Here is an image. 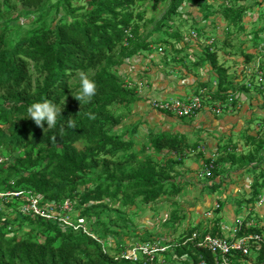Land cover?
<instances>
[{
  "label": "trees",
  "instance_id": "obj_1",
  "mask_svg": "<svg viewBox=\"0 0 264 264\" xmlns=\"http://www.w3.org/2000/svg\"><path fill=\"white\" fill-rule=\"evenodd\" d=\"M16 1L39 8L49 0ZM184 1L58 0L56 6L62 7L71 18L40 26L14 43L8 38V27L3 28L4 21H0V152L7 157L0 166V191L31 189L43 194L46 200H77L79 206H85L82 215L92 216L99 213L91 211L89 205L106 199L135 206L152 204L164 195L179 194L184 186L175 181L178 166L192 153L201 156L202 166L213 164L210 169L214 177L226 163L240 165L256 160L251 152L239 154L231 139L222 145L223 154L206 156L205 144L179 130L151 132L138 150L133 137L114 130L122 123L123 116L112 106L129 107L140 99L117 71L127 58L150 45L143 39L141 30L147 13V6H142L148 3L155 9L169 2L168 17L177 13ZM189 1L202 4L204 0ZM5 3L9 4L10 0H0V17ZM245 11L244 4L228 5L223 16L229 23L239 24ZM205 53L204 59L217 73L212 97L226 100L231 90L236 89L229 66L219 61L212 46H208ZM244 55L247 60L253 58L251 53ZM90 71L94 72L89 79L97 84V92L91 103L81 106L74 98L80 90V80L72 79L79 72ZM207 85V82L202 83V86ZM241 88L250 89L247 84ZM196 94L201 95L198 90ZM45 100L62 107V111L56 128L47 129L45 121L44 131L27 117V109L32 103ZM69 116L74 120V127L65 123ZM61 126L64 127L62 133ZM136 130L133 128L134 132ZM246 137L253 144L259 138ZM260 177L253 183L254 196L250 202L260 195L264 171ZM0 200L21 204L17 198ZM23 216L38 227L35 236L9 235L10 222L2 220L0 214V264H142L120 257L122 246L117 247L118 254H110L99 240L82 228L63 226L58 221L24 212ZM179 218L175 210L172 219ZM248 219L246 215L241 220L239 235L264 234V218L252 226H247ZM108 231L106 229L99 237L106 238ZM196 231L200 235L208 231L223 235L219 220H215L211 228H202L201 222L189 226L172 242L174 257L181 264H191V261L218 264L216 254L199 245V236L193 237ZM258 259L264 262L263 249L259 250Z\"/></svg>",
  "mask_w": 264,
  "mask_h": 264
},
{
  "label": "rangeland",
  "instance_id": "obj_2",
  "mask_svg": "<svg viewBox=\"0 0 264 264\" xmlns=\"http://www.w3.org/2000/svg\"><path fill=\"white\" fill-rule=\"evenodd\" d=\"M57 1L49 0L39 8L16 0L5 3L0 21H4L3 28L9 29V40L14 43L40 26H51L59 19L71 18L62 7L56 6ZM241 4L246 6L243 21L229 23L223 10L228 5ZM145 6L147 13L141 30L143 39L150 45L127 58L117 71L140 99L129 107L112 106L123 116L122 123L114 130L133 137L136 150L151 132L184 131L192 140L198 138L205 144L206 156L223 154L222 145L231 139L239 154L251 152L256 160L240 165L226 163L220 166L221 173L214 177L211 170L204 172L201 156L192 153L178 166L179 173L175 176L176 183L184 186L183 190L177 195H164L148 205L125 206L120 200L106 199L89 205L90 210L99 215L83 216L85 206H79L74 200L72 220L84 224L97 237L109 230L107 237L102 239L107 252L114 255L119 252L118 246L123 248L140 241L172 243L181 231L199 222L203 228L215 220L222 224L226 217L227 224L222 226L231 228L246 215L256 222L264 218V209L262 213L254 208L259 197L249 201L254 196L253 183L264 171V90L260 81L261 73L264 77V0H204L202 4L185 0L179 11L168 17L169 2L155 9L148 3L142 7ZM227 40L230 41L227 43ZM208 46H212L220 62L229 66L230 77L236 83V89L231 90L226 100L212 97L217 73L204 59ZM247 52L253 55L251 60L244 55ZM93 73L90 71L86 75L89 77ZM72 80L79 81V75ZM205 82L208 85L202 86ZM243 84L250 89L243 90ZM197 90L203 98V108L191 117L162 114L154 107L155 100L196 94ZM172 118L177 120L174 122ZM194 122L199 126L183 128ZM133 128H137L136 132ZM247 135H256L262 143H249ZM260 190L262 193L264 186ZM218 202L221 207L216 208ZM175 210L180 216L177 221L172 219ZM0 214L2 220L10 222L12 232L9 235H36L38 227L28 222L20 206L0 200ZM258 254L259 249L254 246L243 264H264L260 263ZM158 261L159 264H181L172 248L158 255Z\"/></svg>",
  "mask_w": 264,
  "mask_h": 264
},
{
  "label": "built area",
  "instance_id": "obj_3",
  "mask_svg": "<svg viewBox=\"0 0 264 264\" xmlns=\"http://www.w3.org/2000/svg\"><path fill=\"white\" fill-rule=\"evenodd\" d=\"M196 36V33H194ZM260 81L263 83L264 77L261 73ZM154 107L162 112L171 113L180 117H191L203 108V98L198 94H188L176 98H164L154 101ZM7 160V157L0 152V166ZM213 167L211 163L204 167V172H210ZM0 198H6L11 201L12 198L21 200L20 208L24 213L40 216L46 219L60 222L63 226H72L75 229L82 228L86 233L99 240L105 251V241L88 231L84 224H76L72 220L73 201L70 199L58 202L55 200H46L41 193H36L31 189H10L0 191ZM264 203V190L259 195L258 204ZM221 204L216 203V208ZM242 220V219H241ZM240 224L231 228L225 225L227 233L224 235L213 234L211 231L200 235L198 231L193 233V237L199 236V245L205 246L216 254L218 264H243L250 256L251 250L256 246L259 250H264V234L252 232L239 235ZM247 226L256 225L257 222L252 219L246 222ZM223 227V229H225ZM174 243L164 244L160 240H147L129 244L120 251V257L132 261L142 262V264H159L158 255L164 254L172 248ZM238 254L239 256H237ZM191 264H207L205 261Z\"/></svg>",
  "mask_w": 264,
  "mask_h": 264
},
{
  "label": "clouds",
  "instance_id": "obj_4",
  "mask_svg": "<svg viewBox=\"0 0 264 264\" xmlns=\"http://www.w3.org/2000/svg\"><path fill=\"white\" fill-rule=\"evenodd\" d=\"M80 78V90L74 98L80 105L91 103L97 92V84L89 79L84 72L78 73ZM62 107L52 103L50 100L32 103L27 109V117H30L36 126L44 129V122H47V129H54L57 125V117L60 116ZM68 127H74V120L71 116L65 122ZM46 129H44L45 131ZM64 131L61 126L60 132ZM55 138V137H53Z\"/></svg>",
  "mask_w": 264,
  "mask_h": 264
},
{
  "label": "crops",
  "instance_id": "obj_5",
  "mask_svg": "<svg viewBox=\"0 0 264 264\" xmlns=\"http://www.w3.org/2000/svg\"><path fill=\"white\" fill-rule=\"evenodd\" d=\"M185 95H188L187 93H185V94H181L179 97H181V96H185ZM157 110V109H156ZM158 112H160V113H162V114H167V115H172L173 116V114H169V113H167V112H162V111H160V110H157ZM172 120H174V122L177 120V119H173L172 118ZM190 126V129H191V127L192 126H199L198 125V123H196V122H194V123H192L191 125H188V124H185V125H183V128H188ZM177 127H174V129H176ZM193 129V128H192ZM168 130H171V129H168ZM184 132V131H183ZM187 133V132H186ZM189 134V133H188ZM190 135V134H189ZM196 139H198V138H196ZM206 141L208 142V143H210L209 142V140L208 139H206ZM251 207H253V205L251 206ZM246 209H247V207H245ZM254 208H256V210H260V212H262L263 213V209H264V203H262V204H256L255 205V207ZM239 211H241V210H239ZM225 216V215H224ZM244 218V217H243ZM249 220H252V219H248V221ZM255 220V219H254ZM223 223L224 224H227V219H226V217H224V222H222V224H221V222H220V227H221V231H222V233H223V235L224 234H226L227 233V231H225V229H223ZM211 226H212V224H209V225H207V226H205V227H208V228H211Z\"/></svg>",
  "mask_w": 264,
  "mask_h": 264
}]
</instances>
